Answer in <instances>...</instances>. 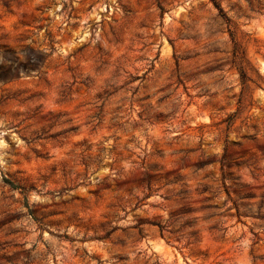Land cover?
I'll use <instances>...</instances> for the list:
<instances>
[{"label": "rangeland", "instance_id": "rangeland-1", "mask_svg": "<svg viewBox=\"0 0 264 264\" xmlns=\"http://www.w3.org/2000/svg\"><path fill=\"white\" fill-rule=\"evenodd\" d=\"M0 264H264V0H0Z\"/></svg>", "mask_w": 264, "mask_h": 264}]
</instances>
